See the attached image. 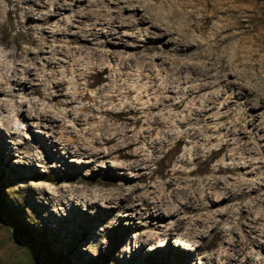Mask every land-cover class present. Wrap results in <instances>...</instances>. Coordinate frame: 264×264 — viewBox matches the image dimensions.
<instances>
[{
	"label": "bare ground",
	"instance_id": "1",
	"mask_svg": "<svg viewBox=\"0 0 264 264\" xmlns=\"http://www.w3.org/2000/svg\"><path fill=\"white\" fill-rule=\"evenodd\" d=\"M73 1L0 0V111H14L2 96L29 98L24 103L28 105L24 114L32 122L25 129H41L36 135L33 129L36 153L26 155L21 151L23 143L17 140L19 132L15 126L1 118L0 151L9 160H16L17 169L25 170L22 159L35 162V169L27 172L28 179L55 184L38 187L40 194L47 197L46 210L57 205H63L68 211L76 206L96 209L103 205L107 210L90 215L85 209L84 214L88 222L99 220L104 225L105 239L123 237L115 234L122 228V217L135 220L124 232L139 230L141 242L145 229L153 227L156 220L175 217L165 234L168 239L179 237L187 246L195 248L222 245L223 254L216 259L207 258L204 264H264L263 257H256L253 250L255 245L263 247L264 241L259 240L258 244L250 241L246 230L264 231L261 228L264 229V217L255 212L264 201V175L257 177L261 170L260 153L239 145L230 149L208 148L205 144L211 139L210 100L203 98L201 107L196 106L195 100L202 95L205 84L197 86L184 77L182 68L155 71L127 68L128 59L111 48L117 33L109 22L104 21L106 26L98 28L104 40L97 42L98 33L88 29L85 44L73 47L70 52L76 61L73 69L56 68L55 55L60 53L58 47L62 48L57 35L65 31L55 30L51 23L69 10ZM94 2L100 5L104 0ZM110 3L119 7L122 1H109L107 5ZM49 7L53 9L48 10ZM20 11L23 17L18 15ZM170 13L177 14L175 6ZM4 14L17 20L19 27L11 40L5 29ZM134 18L136 23L146 20L136 12ZM190 27L187 22L180 32L190 31ZM154 32L143 35L136 31L134 37L146 41ZM156 39L157 36L152 37L153 41ZM227 39L226 33H222L215 39H207L205 45L212 51ZM22 41L29 46H22ZM174 42L177 44L172 50L174 54L199 47L181 37ZM130 46L137 50L140 45ZM156 52L161 53L160 49ZM39 57L44 60L43 70L36 68ZM8 62L12 66L8 67ZM119 62L124 66L116 67ZM162 74L165 77L157 82L155 79ZM44 77H53L54 85L42 90V83L36 81ZM33 95L39 96V102L30 99ZM199 137L204 144L198 143ZM184 142L192 145L191 148L176 154ZM169 143L171 149L160 159L159 154ZM221 154L223 160L210 167L211 159ZM172 155L175 160L167 169ZM117 169H121L119 176ZM9 175H12L10 171ZM91 184L116 188L108 196L103 189L88 188ZM134 191L141 193L132 198ZM34 193L31 189V195ZM103 215L106 219L102 220ZM36 226L52 235L43 219ZM237 233L241 238H234ZM202 234L204 243L198 240ZM146 241L158 244L154 238Z\"/></svg>",
	"mask_w": 264,
	"mask_h": 264
},
{
	"label": "rangeland",
	"instance_id": "2",
	"mask_svg": "<svg viewBox=\"0 0 264 264\" xmlns=\"http://www.w3.org/2000/svg\"><path fill=\"white\" fill-rule=\"evenodd\" d=\"M94 1L71 2L73 4L71 8L51 23L55 30L65 31L64 34L57 35L62 48L58 47L60 53L55 55L58 58L54 60L58 62L56 68L73 69L76 62L70 55L73 47L85 44L88 29L90 32L98 33V28L106 26L103 22H109L117 33L112 40L111 48L117 50L116 53L120 57L128 59L127 68L148 71L182 68L184 77L193 80L197 86L205 84L201 92L202 97L197 96L195 99L197 107H201L203 98L210 100L211 109L208 115L211 117L209 124L211 139L205 145L208 148L225 149L239 145L243 149L258 151L261 170L257 177H263L264 0H104L100 5ZM109 1L122 3L116 7L114 3L107 5ZM172 6L177 10L175 15L170 13ZM10 8L13 9V6ZM135 12L144 15L146 20L143 23H136ZM18 15L23 17L21 11ZM3 20L9 35L8 40L15 38L19 32L17 20L8 18L6 14ZM187 22L191 24L190 31L181 33L180 28ZM157 28L162 30L159 31ZM136 31H141L140 34L143 35L148 31L155 32L150 33L146 41H138L134 37ZM222 33H226L227 41L219 48L208 51L205 41L215 39ZM154 36L158 37L156 41L152 40ZM96 37L99 39L97 42L104 40L102 34L98 33ZM179 37L197 43L199 47L188 53L174 54L172 50L177 46L174 41ZM21 44L24 47L29 46L26 41H22ZM130 44L140 46L136 50ZM53 47H56V44ZM93 48L96 49V46ZM156 49H160L161 53L156 52ZM46 56L49 57V54ZM12 64L8 62L7 66L10 67ZM43 64L44 60L39 57L36 68L41 67L43 70ZM115 66L124 65L119 62ZM164 77L165 74H162L155 80L161 82ZM39 79L36 83H42V90L54 85L53 77ZM182 81L183 79L180 80ZM2 98L7 99L8 106L14 108V111L8 113L0 111V119H7L15 126L19 132L17 140L23 143L21 151L26 155H33L36 153L33 150V129L35 135L41 129L35 127L32 131L25 129L32 122L24 114L28 107L24 103L29 98L17 96ZM30 99L39 102L40 98L33 95ZM51 105L59 107L57 103ZM24 137L28 140L23 141ZM197 141L201 145L204 144L202 137ZM170 145L171 143L159 154L160 159L166 157L167 150L171 149ZM191 146L185 142L180 144L176 154ZM174 160L175 155H172L167 169H170ZM221 160L223 154L211 159L209 166L213 167ZM239 161L244 162V159ZM21 162L26 163L25 170L15 168L16 160H9L0 151V264H204L207 258L216 259L218 255L223 254L221 244L216 247L195 248L187 246L179 237L168 239L165 234L175 219L168 216L159 218L153 227L146 228L142 242L139 239V230H130L125 234L124 228L132 227L131 224L135 221L127 217H122V228L115 232L116 235L123 237L105 239L104 225L99 220L88 222V216L84 214L87 209L90 215L107 210L103 205L96 209L87 206L82 209L83 207L76 206L70 211L63 205H57L46 210L47 197L40 194L38 187L42 185L54 187L55 184L28 179L27 172L35 169V162L29 159H22ZM9 171L12 175H9ZM116 171L120 172L118 176L121 175V169ZM88 186L90 189H103L108 196H111L116 188L113 185ZM31 189L35 190L33 195ZM140 193L134 191L131 197L135 198ZM260 194H263V190ZM256 208L257 216L264 217V201ZM39 219L48 224L52 235L36 226ZM103 219H106V215H103ZM261 228L263 231V227ZM251 229L246 228L250 233L248 234L250 241H254L255 244H258L259 240L264 241V237H260L264 235V231ZM148 238L156 239L158 244L146 241ZM234 238H241V235L237 233ZM198 240L204 243L205 235H200ZM141 243H144L143 247ZM253 250L257 253L256 257L262 256L264 259V245L263 247L255 245Z\"/></svg>",
	"mask_w": 264,
	"mask_h": 264
}]
</instances>
